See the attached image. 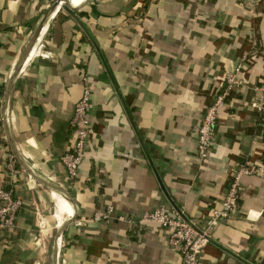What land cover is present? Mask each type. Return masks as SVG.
Wrapping results in <instances>:
<instances>
[{
    "label": "crops",
    "instance_id": "crops-1",
    "mask_svg": "<svg viewBox=\"0 0 264 264\" xmlns=\"http://www.w3.org/2000/svg\"><path fill=\"white\" fill-rule=\"evenodd\" d=\"M52 4L0 0L5 91ZM46 23L9 97L11 140L5 91L0 96V186L23 201L15 228L0 236V264H55L61 226L107 206L133 222L79 228L73 221L58 239L59 264H183L167 230L137 220L175 204L203 229L235 170L264 162L254 89L264 83V0H90L72 13L57 10ZM229 72L239 85L201 160L198 128ZM86 75L93 134L72 181L61 157L75 143L70 121ZM242 185L237 209L212 230L203 264H264V178L245 176ZM61 199L67 215L61 203L59 219Z\"/></svg>",
    "mask_w": 264,
    "mask_h": 264
},
{
    "label": "built area",
    "instance_id": "built-area-1",
    "mask_svg": "<svg viewBox=\"0 0 264 264\" xmlns=\"http://www.w3.org/2000/svg\"><path fill=\"white\" fill-rule=\"evenodd\" d=\"M246 59V58H245ZM247 60L239 64L236 73L244 66ZM239 82L234 73L229 72L224 77L223 88L215 95L213 102L208 106L201 124L198 128L197 152L198 157L204 160L208 157L215 140V128L218 123V113L224 106L226 98L238 88ZM258 97L255 109L261 117V126L264 131V83L255 86ZM92 109V87L89 77L83 76V92L77 102L70 128L74 131L76 139L72 150L67 151L62 157L69 178L74 181L79 174V169L86 155V151L93 134L89 118ZM264 136V135H263ZM14 158L10 157V167L13 169ZM257 176L264 178V162L259 166L244 165L238 167L234 174L229 191L220 208L211 210L206 219V226L200 229L197 224L188 218L182 217L178 211L165 206L153 211L145 212L137 223L142 225L155 224L169 232V245L182 256L183 264H203L202 255L209 245L212 230L222 220L227 219L235 211L244 192L242 178ZM23 207L21 198L15 196L12 190L0 186V236L9 234L15 228L19 211ZM72 218V216H70ZM113 220L132 223L133 220L124 215H117L114 206H107L104 210L96 211L89 220L75 219L76 227H85L92 224L108 223ZM61 240V237L59 238Z\"/></svg>",
    "mask_w": 264,
    "mask_h": 264
},
{
    "label": "water",
    "instance_id": "water-1",
    "mask_svg": "<svg viewBox=\"0 0 264 264\" xmlns=\"http://www.w3.org/2000/svg\"><path fill=\"white\" fill-rule=\"evenodd\" d=\"M53 4L52 6L49 8L46 16L44 17V19L42 20V22L40 23L36 33L34 34L32 40L30 41L29 45L27 46L24 55L22 57V59L20 60L18 67L16 69V71L14 72L13 76L10 78L5 94H4V100H3V118H4V124H5V128H6V132H7V138L9 140H11V136H10V132H9V128H8V118H7V107H8V101H9V97L11 94V91L14 87L15 82L17 81V79L19 78L23 65L26 62L27 58L29 57V55L31 54V52L33 51L35 45L37 44V41L39 39V36L41 34V30L43 28V25L50 19L51 15L53 13H55L57 10L64 8L65 10H67L68 12L72 13L73 11H76L82 7H84L86 4H88L90 2V0H85L83 2V4H81L80 6H73L71 3V0H52ZM52 187V186H51ZM55 191H57L65 200H67L69 203L73 204V200L70 198V196H68L67 194H65L63 192V190L56 188V187H52ZM169 201L172 203V200L169 196H167ZM173 204V203H172ZM174 208L176 211H178V213L184 217L187 218L182 212L181 210H179L175 204H173ZM75 220V216H73V218L69 219L68 221H66L61 228L58 230L57 232V242H56V246H55V264H59V245H58V239L64 234L66 228Z\"/></svg>",
    "mask_w": 264,
    "mask_h": 264
},
{
    "label": "bare ground",
    "instance_id": "bare-ground-1",
    "mask_svg": "<svg viewBox=\"0 0 264 264\" xmlns=\"http://www.w3.org/2000/svg\"><path fill=\"white\" fill-rule=\"evenodd\" d=\"M85 1V0H84ZM83 1V2H84ZM71 3H72V1H71ZM46 26H48V23H45L44 25H43V28H42V30H41V36L43 35V34H45V32H46ZM45 30V31H44ZM66 202L67 201H65L64 199H61V201L59 202V210H58V212H57V217L59 218V219H61L62 217H63V210H62V207H61V203L63 204V207H64V214L65 215H67V205H66Z\"/></svg>",
    "mask_w": 264,
    "mask_h": 264
},
{
    "label": "trees",
    "instance_id": "trees-1",
    "mask_svg": "<svg viewBox=\"0 0 264 264\" xmlns=\"http://www.w3.org/2000/svg\"><path fill=\"white\" fill-rule=\"evenodd\" d=\"M19 83H20V80L17 81L16 86H17ZM4 91H5V86H4V85H1V86H0V96H2V94L4 93ZM231 94H232V93H231ZM231 94H230V95H231ZM230 95H229V96H230ZM229 96L226 98V100L229 98Z\"/></svg>",
    "mask_w": 264,
    "mask_h": 264
}]
</instances>
